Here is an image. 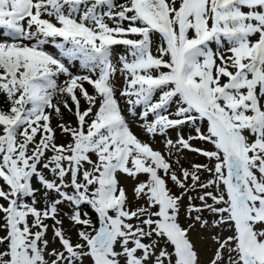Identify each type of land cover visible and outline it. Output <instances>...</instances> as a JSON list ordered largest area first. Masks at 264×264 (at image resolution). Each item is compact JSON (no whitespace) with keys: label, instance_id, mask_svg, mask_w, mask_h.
Instances as JSON below:
<instances>
[{"label":"snow or ice","instance_id":"obj_1","mask_svg":"<svg viewBox=\"0 0 264 264\" xmlns=\"http://www.w3.org/2000/svg\"><path fill=\"white\" fill-rule=\"evenodd\" d=\"M0 264H264V0H0Z\"/></svg>","mask_w":264,"mask_h":264}]
</instances>
